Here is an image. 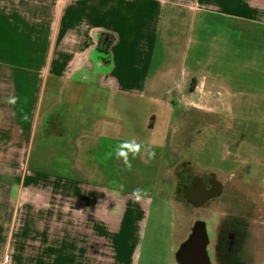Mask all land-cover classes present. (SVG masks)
Here are the masks:
<instances>
[{"label":"crops","instance_id":"1","mask_svg":"<svg viewBox=\"0 0 264 264\" xmlns=\"http://www.w3.org/2000/svg\"><path fill=\"white\" fill-rule=\"evenodd\" d=\"M61 1L48 0L40 68L5 66L1 78L11 67L17 99L10 111L0 107L16 130L29 131L31 147L48 148L49 161L53 147H78L84 181L47 175L48 230L63 233L57 249L48 245L51 264H140L151 199L85 180L118 175L114 149L132 139L144 162L170 172L183 154L174 138L186 111L222 116L240 132L264 129V0ZM134 224L138 240L127 249Z\"/></svg>","mask_w":264,"mask_h":264},{"label":"rangeland","instance_id":"2","mask_svg":"<svg viewBox=\"0 0 264 264\" xmlns=\"http://www.w3.org/2000/svg\"><path fill=\"white\" fill-rule=\"evenodd\" d=\"M50 10L48 0H0V106L7 102L5 109L9 111L12 68L8 67L9 78L1 75L8 65L25 63L27 74L40 68V33L45 31ZM43 91L47 99L48 90ZM43 91L40 86L33 88L34 94ZM9 119L1 108L0 264H51L53 256L48 253V245H56L57 249L63 233L58 236L52 231L51 235L48 230L47 175H66L62 182L84 181L76 167L78 147L72 143L66 148L53 147L49 161L48 148L31 147L29 131L16 130ZM235 127L233 121L203 109L186 111L174 138L177 152L183 154L170 172L161 174L159 166L130 155L131 171L120 160L119 176L85 180L104 181L120 191L140 188L151 199V209L141 228L140 264H178L175 250L198 220L206 224L213 264H264V129L252 124V129L240 132ZM192 139H199L194 147L190 146ZM238 154L248 160L245 162ZM210 172L221 180L224 191L196 208L184 199L181 184L192 175L207 176ZM137 229L135 224L130 225L127 249L138 240ZM68 247L66 244L61 249L70 250Z\"/></svg>","mask_w":264,"mask_h":264},{"label":"flooded vegetation","instance_id":"3","mask_svg":"<svg viewBox=\"0 0 264 264\" xmlns=\"http://www.w3.org/2000/svg\"><path fill=\"white\" fill-rule=\"evenodd\" d=\"M224 191V185L214 172L207 176L195 174L181 184L184 199L196 208L206 205L210 200L218 198ZM212 237H214L212 235ZM210 239L208 248L210 247Z\"/></svg>","mask_w":264,"mask_h":264},{"label":"water","instance_id":"4","mask_svg":"<svg viewBox=\"0 0 264 264\" xmlns=\"http://www.w3.org/2000/svg\"><path fill=\"white\" fill-rule=\"evenodd\" d=\"M208 233L204 221L198 220L180 244L176 257L180 264H213L208 253Z\"/></svg>","mask_w":264,"mask_h":264},{"label":"clouds","instance_id":"5","mask_svg":"<svg viewBox=\"0 0 264 264\" xmlns=\"http://www.w3.org/2000/svg\"><path fill=\"white\" fill-rule=\"evenodd\" d=\"M16 99H17L16 97H11L8 102L15 104ZM141 150H142L141 143L137 142L135 139L126 140L116 146V148L114 149V155L117 160L123 161V165L126 167L128 171H131L132 163L129 156L131 154L132 159H135L137 156L141 154ZM149 155L151 157H154L155 153L150 152ZM142 191L143 190L140 188L134 190V195L136 196L137 201L141 199Z\"/></svg>","mask_w":264,"mask_h":264},{"label":"trees","instance_id":"6","mask_svg":"<svg viewBox=\"0 0 264 264\" xmlns=\"http://www.w3.org/2000/svg\"><path fill=\"white\" fill-rule=\"evenodd\" d=\"M111 41H112V40H110V41L108 42L107 46L105 47L106 50L109 48V45L111 44Z\"/></svg>","mask_w":264,"mask_h":264}]
</instances>
